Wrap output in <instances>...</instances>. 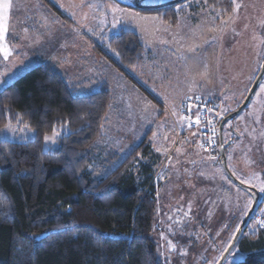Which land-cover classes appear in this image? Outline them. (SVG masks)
<instances>
[{"label": "rangeland", "instance_id": "rangeland-1", "mask_svg": "<svg viewBox=\"0 0 264 264\" xmlns=\"http://www.w3.org/2000/svg\"><path fill=\"white\" fill-rule=\"evenodd\" d=\"M170 1L144 0V5ZM210 1L184 0L144 12L126 5L135 0H0V6L9 5L0 7V88L45 62L59 66L70 82L86 81L83 91L106 81L115 102L93 146L105 169L116 165L110 164L109 153L124 158L146 136L162 155L154 237L164 264H217L254 200L252 192L231 180L218 152L207 151L204 121H187L179 114L180 102L189 94L218 100L210 106L214 111L206 128L219 132V122L244 102L263 65L264 0ZM128 29L148 49L140 62L122 65L125 74L114 63L119 55L110 40ZM262 87L264 76L248 106L224 127V140H232L230 171L259 191L263 204L255 212L261 216ZM61 134L46 137L45 151ZM35 137L28 125L0 128V140ZM254 214L250 229L259 221ZM244 258L236 246L223 264Z\"/></svg>", "mask_w": 264, "mask_h": 264}, {"label": "trees", "instance_id": "trees-1", "mask_svg": "<svg viewBox=\"0 0 264 264\" xmlns=\"http://www.w3.org/2000/svg\"><path fill=\"white\" fill-rule=\"evenodd\" d=\"M110 44L123 73L148 49L129 29ZM85 83L70 82L59 66L45 62L0 88V128L28 125L36 134L32 140H0V264H164L154 237L162 155L146 136L124 158L109 153L116 165L107 171L93 146L115 99L106 81L83 91ZM198 100L218 101L189 94L179 100V114ZM55 131L62 134L45 151V139ZM216 140L221 158L219 132ZM225 143L227 155L232 140ZM261 217L254 231L248 222L235 245L245 254L236 264H264Z\"/></svg>", "mask_w": 264, "mask_h": 264}, {"label": "water", "instance_id": "water-1", "mask_svg": "<svg viewBox=\"0 0 264 264\" xmlns=\"http://www.w3.org/2000/svg\"><path fill=\"white\" fill-rule=\"evenodd\" d=\"M182 1H184V0H173V1L163 3L160 5L149 6V5L143 4L144 0H135L134 6L137 9H141V10H155V9L164 8V7H167L170 5H174V4L180 3ZM263 76H264V61H263V65H262L251 89L249 90L244 102L236 110L225 115L219 123V140H220V151L219 152H220V156H221L222 165H223L224 169L228 172L229 176L231 177V179L234 182H236L241 187H244V188L252 191L254 200H253V205H252L250 211L246 215L243 223L240 225L232 243L227 248V250L225 251V253L223 254V256L221 257L220 261L217 264H223L224 261L226 260V258L228 257V255L230 254V252L233 250V248L237 244L240 236L242 235L243 231L245 230L246 225L250 221L252 214L256 210L258 203H259V200H260V193L255 187H252L250 185H246L241 180L237 179V177H235V175L230 171V168L228 166V161H227V155H226V145L227 144L225 143V140H224V127L228 121H230L231 119L238 116L248 106L253 95L257 91V89H258V87L262 81Z\"/></svg>", "mask_w": 264, "mask_h": 264}, {"label": "built area", "instance_id": "built-area-1", "mask_svg": "<svg viewBox=\"0 0 264 264\" xmlns=\"http://www.w3.org/2000/svg\"><path fill=\"white\" fill-rule=\"evenodd\" d=\"M211 105L198 100L195 104L192 102L187 103L184 106L183 116L188 121H204L205 124V139H206V148L213 152H218V144H217V131L216 129H211L210 126H208V129L206 128V125H209L211 122V112L214 111V107H210ZM195 114V115H194ZM191 123V122H189ZM257 219H262L261 215L257 213L256 215Z\"/></svg>", "mask_w": 264, "mask_h": 264}, {"label": "snow or ice", "instance_id": "snow-or-ice-1", "mask_svg": "<svg viewBox=\"0 0 264 264\" xmlns=\"http://www.w3.org/2000/svg\"><path fill=\"white\" fill-rule=\"evenodd\" d=\"M0 7H2L3 9H5V10H6V9L9 7V5L5 3V4H3V5H2V6H0ZM237 7H239V5H237ZM261 90H262V91H264V87H262V89H261ZM197 122H198V121H197ZM261 190H262V191H264V188H262ZM262 223H264V222H262Z\"/></svg>", "mask_w": 264, "mask_h": 264}, {"label": "crops", "instance_id": "crops-1", "mask_svg": "<svg viewBox=\"0 0 264 264\" xmlns=\"http://www.w3.org/2000/svg\"><path fill=\"white\" fill-rule=\"evenodd\" d=\"M180 94V93H179ZM176 98H178V97H176ZM179 102V101H178ZM261 211H262V213H263V215H264V210L263 209H261ZM260 211V212H261ZM255 229V228H254ZM254 229H251L252 231L254 230Z\"/></svg>", "mask_w": 264, "mask_h": 264}, {"label": "flooded vegetation", "instance_id": "flooded-vegetation-1", "mask_svg": "<svg viewBox=\"0 0 264 264\" xmlns=\"http://www.w3.org/2000/svg\"><path fill=\"white\" fill-rule=\"evenodd\" d=\"M206 1H210V0H206ZM219 1V0H218ZM211 2H213V1H210V2H208V3H211ZM143 4H144V2H143Z\"/></svg>", "mask_w": 264, "mask_h": 264}]
</instances>
